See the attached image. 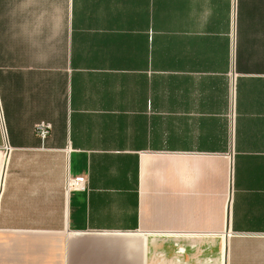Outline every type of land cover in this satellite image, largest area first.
Wrapping results in <instances>:
<instances>
[{"label":"crops","instance_id":"obj_1","mask_svg":"<svg viewBox=\"0 0 264 264\" xmlns=\"http://www.w3.org/2000/svg\"><path fill=\"white\" fill-rule=\"evenodd\" d=\"M0 264H264V0H0Z\"/></svg>","mask_w":264,"mask_h":264},{"label":"built area","instance_id":"obj_2","mask_svg":"<svg viewBox=\"0 0 264 264\" xmlns=\"http://www.w3.org/2000/svg\"><path fill=\"white\" fill-rule=\"evenodd\" d=\"M52 130V124L46 121H42L36 124V134L42 141H45L50 135ZM88 187V178L86 176H67L65 182L66 191H85Z\"/></svg>","mask_w":264,"mask_h":264}]
</instances>
